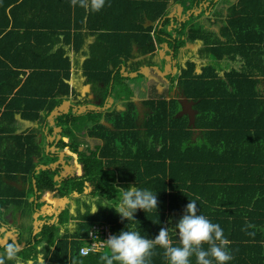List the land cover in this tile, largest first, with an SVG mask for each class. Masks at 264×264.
I'll list each match as a JSON object with an SVG mask.
<instances>
[{"label":"trees","instance_id":"trees-1","mask_svg":"<svg viewBox=\"0 0 264 264\" xmlns=\"http://www.w3.org/2000/svg\"><path fill=\"white\" fill-rule=\"evenodd\" d=\"M169 1L105 0L102 10L91 12L73 7L70 0H0V209H21L24 220L19 226L26 244L17 252L21 261L33 259L40 248L44 264H103L99 257L106 249L79 254L90 226L107 223L116 235L126 230L128 222L108 208L90 213V200L106 196L109 206H114L119 199L115 186L136 183L157 193L158 200L157 213L137 210L135 214V228L141 235L152 239L161 227H172L188 199H196L198 214L224 230L233 256L229 264H264V0L228 2L219 36L193 23L202 12L182 22L177 34L175 29L166 30L168 18L155 29L167 14ZM201 1L173 0L183 8ZM171 33L175 44L167 41V45L173 46L174 53L185 41L200 43L195 59L201 62L185 60L176 83L181 94L193 101L195 139L188 117L178 115L180 101L162 95L145 102L148 111L140 125L131 102H124L125 112L103 115L111 127L98 124L100 112L59 114L56 124L66 128L72 152L79 153L78 168L60 181L53 179L58 169L36 172L37 164L55 158H39L41 148L32 132L17 134V115L36 120L65 100L71 66L68 50L85 57L79 67L86 83L103 85L102 97L112 83L111 96L120 101L131 92L113 70L128 59L150 52L154 56L153 43L166 42L159 35L170 38ZM77 62L73 56L72 65ZM133 63V71L155 65L145 57ZM85 120L91 123L88 130L76 128ZM84 131L102 144L77 152L75 133ZM33 157L38 161L33 162ZM16 176L22 181L33 178L38 197L69 198L73 214L65 207L56 223L43 225L32 236L31 214L41 202L28 201L31 187L18 191L7 183ZM73 194L78 197L72 198ZM169 236L176 244L174 233ZM153 252L151 264H167L160 246ZM4 264L12 261L5 258Z\"/></svg>","mask_w":264,"mask_h":264},{"label":"clouds","instance_id":"clouds-1","mask_svg":"<svg viewBox=\"0 0 264 264\" xmlns=\"http://www.w3.org/2000/svg\"><path fill=\"white\" fill-rule=\"evenodd\" d=\"M70 2L73 7L78 6L91 12H99L105 6V0H70ZM67 83L68 86L72 85ZM76 108L78 110V107ZM115 190L119 192V199L114 206H109L110 199H105L106 196L97 195L90 200V213L100 208H108L114 210L121 221L128 222L126 230H121L116 235H109L104 241L106 254L99 257L103 264H151L153 249L157 245L163 249L167 264H193V258L195 264H229L233 259L231 250L227 247L229 241L224 235V230L218 223H213L204 215L198 214L196 199H188L183 215L172 227H161L158 234L149 239L135 228V224L138 223L135 214L137 210H142L144 213L155 210L157 213V193L147 188H138L136 183L127 188L116 185ZM170 232L176 236V244L171 241ZM253 234L249 233V235ZM18 251L17 246L9 244L4 256H0V264H4L5 258L12 261V264H24L17 256ZM36 251L37 254L28 264H44L43 257L39 254L41 249L38 248Z\"/></svg>","mask_w":264,"mask_h":264},{"label":"flooded vegetation","instance_id":"flooded-vegetation-1","mask_svg":"<svg viewBox=\"0 0 264 264\" xmlns=\"http://www.w3.org/2000/svg\"><path fill=\"white\" fill-rule=\"evenodd\" d=\"M216 5L217 4L208 3L207 9H209V13L211 12L210 14L213 13V16H212L213 17L212 18L213 24L217 23L218 24L217 30H219V27L221 26V23L224 20L223 18L226 15L224 16V14L222 13L221 10H220V14H217V12H218L217 9H219V8L216 7ZM225 8L228 9V7H225ZM181 23H179V25ZM178 29H179V27L177 26L175 29L176 34H177ZM207 30H209L210 32L212 31L213 35H215V36L219 34V32L218 31L216 32L213 28L212 29L209 28ZM170 36H171L170 38L166 37L167 41L170 42V44L174 46L175 41L173 39L176 38V36L174 33H171ZM183 38L184 37L181 36V39H183ZM194 44L196 45L197 48H199L197 46L200 44L199 42H195ZM171 45L170 46L167 45L169 50L166 52V54H164V55H169V60H164V57H162V58L158 57V54L152 56L151 52H150L148 54H145L142 57L131 58V59H128L127 61H123L122 64L118 65L113 70L112 74H114L115 72H118L119 76L123 78V83L127 85L126 87H128L129 92H131L130 94H128L126 96V98L121 99L120 101L115 100L114 96H111V95H113L112 87H111L112 83L109 85L108 90L106 92V96H104V97H102L103 89H104L103 85L99 84L98 89H93V88H91V84L85 82L86 80L84 78H83L82 83L80 82L79 87H85L84 85L89 84V89L87 88L88 91H86V92H81V89L77 90L76 87L78 86L79 82H75L72 85H69V94H67L68 96H67L66 100L69 102L70 107L67 108V111L65 114L66 115L67 114L74 115L75 112L77 111L76 107H78L79 105H84V106L93 105L99 109V110L94 111V112H100L102 114L101 118L98 121V124H103L106 127H111L110 123H108L103 118V115L105 113H108L109 111L110 112L111 111H113V112H121V111L123 112L124 111L125 112L127 110V108H126V105L124 104V102H131L134 105V107L136 108L137 125H138V123H140V120L143 118V115H142L143 112L145 115V113L148 111V108L145 105V102L148 99H150L156 95H162L166 99L176 98V96L171 95V92L174 89V84L177 83L178 75L180 74V68L183 65V63L180 61L179 57H181V53H182V51L180 52V49L186 45V41L184 43V46L178 48L176 53H174L173 46H171ZM132 53H133V55L132 54L131 55L134 57L135 51L132 50ZM144 57L145 58H152L155 65L157 64L156 66L158 68H160V70H164V66L168 65L169 69H168L167 73L163 77H161V76L157 75L156 73H154V70L151 69V67L154 65H148L147 67L149 69H147L146 71H149L150 75H149L147 81H145V79H146L145 77H147L146 76L147 73H146V71H141V67H144V66L139 67L136 71L131 70V67L134 65L133 62H135V60H138V59H141ZM189 59H191V58H189ZM109 68L112 69L111 66H109ZM138 71H141V72L137 73L136 76H131L133 73H136ZM139 75H141V77H139ZM137 78L139 79L138 80L139 83L135 86V85H133V82L136 81ZM170 85H172L171 89H169ZM75 91L77 92V94L74 96L73 94ZM135 92L142 93L143 97L136 98V96L134 94ZM107 99H111L110 104L107 103ZM142 105L144 107H143V111L141 112L138 107H140ZM104 107H107V108H104ZM86 111H88V110H86ZM140 112H141V114H140ZM138 114H139L140 118L138 117ZM57 126H60L61 131H59V132L54 131L55 127H57ZM65 126L70 127V124H67V122H66ZM46 127H47L46 128L47 129L46 134L45 133L40 134L37 132L35 133L33 131H30V132H32V134L34 136L33 140L35 143L39 144L38 141L40 139L44 143L45 142L46 143L48 142V144L50 143L48 145L49 146L48 149H51V147H53V149H54L53 151L49 150L48 152H45V150L41 146L39 158L41 156H46L47 159L55 158V157H57L58 153L60 154V152H64V151H69L70 153L75 154L76 158H78L79 153L72 152L73 145H72V142L70 140L69 135H67L66 128L62 127L60 124H56V121H55V126H53V127L46 126ZM24 134H29V132H27V133L25 132ZM75 136L76 137H74V139L76 141L82 142V143L78 142L77 152L85 151L87 148L93 150L96 146H100L102 144V141L99 138L89 137L85 131L83 133H79V134L75 133ZM45 138H47V139H45ZM60 141L65 142L67 145L60 147V143H59ZM56 148L58 150H56ZM66 156L67 155H64L63 157H66ZM33 160H34V157H33ZM54 160H56V159H54ZM53 161L48 162L47 164L45 163L44 166L51 164ZM42 164L43 163L40 162V164H37L36 166L42 165ZM39 170H41V169H39ZM60 173H61V175H63V174H65V171L58 170V177H60ZM62 178L63 177L61 176L60 180ZM60 180H58V181H60ZM7 183H9L11 186H13L18 191H24L25 190V185L23 183L17 182V176H16L15 180L7 181ZM29 187L32 188V194L30 196H28V201L31 199V202H33V204H35V205L37 202H41V205L38 208H34V211L31 214V218H30L31 219L30 220L31 225H32V215L36 211H37V215H40L38 213L41 212L42 207L45 206L44 204L56 205V208H55L56 214L53 215L51 218L45 219L46 221L41 223L40 228L43 225L56 223L58 221V216H59L60 212L63 211L65 209V207H67V206H69V208L71 207V204H70L71 200H69V198L65 199L64 197L46 196V195H40L38 197L39 192L36 190L35 181H34L33 185L30 184L28 186V188ZM84 191H85V189L83 190V192ZM46 197L50 198L52 201L48 202L45 199ZM23 220L24 219L21 217V209H19V210H17L16 208H10V210H5L3 208L0 209V243H3L2 245L0 244V251L2 253H5V250L9 244H13L17 247L21 246V244H22V248L26 245L25 242L21 240L22 230L20 229V226H19ZM37 220H39V222H40L41 218L37 217ZM67 226H68V228L70 227V222H68ZM31 227L33 229V226H31ZM23 243H24V245H23ZM24 264H28L27 260L24 261Z\"/></svg>","mask_w":264,"mask_h":264},{"label":"crops","instance_id":"crops-1","mask_svg":"<svg viewBox=\"0 0 264 264\" xmlns=\"http://www.w3.org/2000/svg\"><path fill=\"white\" fill-rule=\"evenodd\" d=\"M232 1V0H231ZM234 2H235V0H234ZM234 2H230V3H234ZM179 6V4H174V2H173V0H170L169 2H168V4H167V14L164 16V17H162V19H161V21H159V25L158 26H156V24H157V22H155V23H152V28H154L155 26V29H160L162 26V21L164 20V18L166 19V18H168V25H166L165 27H166V30L167 31H170V30H172V29H176V27L178 26L179 27V23H181V19H183L184 18V16H181V17H179V15H180V12H182V14L184 15V13L185 12H190L191 14H195V15H198L199 13H203L202 15L204 16H202L203 18H204V20H205V25L201 22V21H198V23H199V25H201L204 29H209V25L206 23V20H208V22L209 23H213V13L212 14H210L209 13V9H207V6H208V1H206V0H202L198 5H197V3L195 2V3H193V5L191 6V7H189V8H183V11L181 10V9H175V7H178ZM181 6V5H180ZM109 9H111V8H109ZM218 11H220L219 9H217ZM225 10L226 9H222L221 11H222V13L225 15L226 14V12H225ZM176 15H178L177 17H176ZM209 15V16H208ZM207 18V19H206ZM225 18V17H224ZM204 22V21H203ZM194 23V22H193ZM196 23V22H195ZM188 29V28H187ZM212 29V28H211ZM211 34L213 35V32L211 31ZM218 36H219V34H218ZM159 37H162V38H164L165 39V41L166 42H160V43H153L154 44V48H153V54L154 55H156V54H158V57H160V58H162L163 56H164V54H166V52L169 50V48H166V47H164V43H167V38H166V35H159ZM184 37V36H183ZM184 39V38H183ZM90 43V42H89ZM195 42H186V45L184 46V47H187V48H193L194 50H195V54L193 55V57L191 56V59H193L194 61L195 60H199V59H195L196 57H197V55H196V50L198 49L197 47H196V45L194 44ZM194 44V45H193ZM200 45V44H199ZM199 45H197L198 47H199ZM183 47V48H184ZM183 48H181L180 49V52L182 51V49ZM83 50H85V49H83ZM133 51H136V46H134V48H133ZM161 51V52H160ZM184 54V52L182 51V53H181V57H182V55ZM67 56L69 57V61H70V71H69V78H68V81L67 82H69V83H75V82H79L78 83V86L76 87L77 88V90H79V89H81V92H85V91H88V89H86V87H79V85H80V82L82 83V81H83V76H82V74H81V68L79 67V65H80V62H82V60H84L85 59V57H83V56H80V55H73V52H72V50L71 49H69L68 50V52H67ZM73 56L74 57H77L78 58V62H77V65H75V64H73L72 65V62H73ZM181 57H179V59L182 61V63H184L183 62V60L181 59ZM200 62H201V60H199ZM196 62V61H195ZM197 63V62H196ZM198 64V63H197ZM157 65V64H156ZM156 65H154V66H156ZM232 65L234 66V67H237L238 66V63H232ZM160 69V68H159ZM168 69H169V66L168 65H165L164 66V73L166 74L167 73V71H168ZM154 70V72L157 74V75H159V76H161L155 69H153ZM162 71V70H161ZM198 71V70H197ZM146 73H147V71H146ZM162 77V76H161ZM175 89V88H174ZM180 91V90H179ZM135 94V96H136V98H138V94H139V92H135L134 93ZM180 95H182L181 94V92L179 93ZM179 97V98H178ZM176 98L181 102V101H184L185 103H187V101L188 102H191V105H190V108L194 111V120H195V114H196V112H195V110L192 108V105H193V101H191V100H188V99H186L183 95L182 96H176ZM110 102H111V100L110 99H107V103H109L110 104ZM143 105L142 106H140V107H138L139 108V110L142 112L143 111ZM104 108H107V107H104ZM78 111V110H77ZM181 111H182V109H181ZM181 111H180V113L178 114V115H184V114H181ZM141 112H140V114H141ZM42 114L43 113H41V117L40 118H38V119H36V120H30V121H28V120H24V119H21L20 117H19V115H17V120H16V123H15V125H16V127H17V129H16V132H17V134H20V133H27V132H29L30 133V131H32L33 129H30V128H34L35 130H33V131H36L37 133H42V134H46L47 133V127L46 126H51V127H53V126H55V117L51 120V118H50V116H49V114L47 115V116H45V117H42ZM138 117L140 118V116H139V114H138ZM47 118V119H46ZM49 118V119H48ZM44 119V120H43ZM43 120V121H42ZM142 122H143V119H141L140 120V123H138V125H140V124H142ZM48 123V124H47ZM188 124H189V119H188ZM189 126L191 127V131H192V139H195V137L198 135V130L194 127V121H193V123L192 124H189ZM56 128V127H55ZM28 129H30V130H28ZM49 131V130H48ZM54 131L56 132V130L54 129ZM196 134V135H195ZM194 135H195V137H194ZM50 140V139H49ZM75 140V139H74ZM76 141V140H75ZM39 146H40V148H41V146L43 147V149L45 150V152H48L49 150L50 151H53L54 149H53V147H51V149H48V145L50 144H48V142L46 143H44L42 140H40L39 139ZM79 143H82L81 141H78ZM44 144V145H43ZM56 150H58L57 148H56ZM50 153V152H49ZM64 155H67L66 157H63ZM69 158H71L72 159V165H70L69 164V161H68V159ZM55 159L56 160H54L52 163H53V167H54V169H50V170H56V169H58V170H60V171H65V174H63V175H61V173H60V177H58V173L56 174V176H57V179L58 180H60V178H61V176L62 177H65V176H67L68 174H72L77 168H78V162H77V159L78 158H76V155L75 154H73V153H70L69 151H64V152H60V154L58 153L57 154V157H55ZM38 161V159H36V158H34V160H33V162H37ZM51 163V164H52ZM67 165V166H66ZM48 166V165H47ZM37 167V166H36ZM35 167V168H36ZM66 168H67V170H66ZM55 176V177H56ZM57 180V181H58ZM56 181V180H55ZM17 182H19V183H23L24 185H25V190L24 191H26L27 189H28V186L31 184V185H33V183H34V179L33 178H31L30 180H28V179H26V180H21L20 178H18L17 179ZM89 190H86V191H84L83 193H87ZM76 196H78L77 194H73L72 195V197H76ZM66 199V198H65ZM52 201V200H51ZM50 201V202H51ZM29 202H31V199L29 200ZM70 204H71V207L73 206V203L72 202H70ZM45 206H43V208L44 209H42L41 210V212H39L38 214H40V215H36V214H33L32 215V226H33V229H32V233H31V235L33 236V235H35L39 230H40V225H41V223H43L44 221H46L45 219H48V218H51L53 215H55L56 214V210H55V208H56V205H46V204H44ZM47 208V209H46ZM72 209V208H71ZM37 217H39V218H41V221L39 222V220H37ZM21 244V243H20ZM19 245V244H18ZM23 245H24V243H23ZM83 245H84V242H83ZM82 245V246H83ZM81 247V246H80ZM22 248V244H21V246H19L18 247V249L20 250ZM39 254H41V252L39 253ZM27 262H29V260L27 261Z\"/></svg>","mask_w":264,"mask_h":264},{"label":"water","instance_id":"water-1","mask_svg":"<svg viewBox=\"0 0 264 264\" xmlns=\"http://www.w3.org/2000/svg\"><path fill=\"white\" fill-rule=\"evenodd\" d=\"M211 1H213L214 3L215 2H217L218 0H211ZM181 9L182 11H183V7L182 6H178V7H175V9ZM192 14L190 13V12H185L184 13V15L182 14V12H180V15H179V17H181V16H184V18L183 19H181V22H183V21H185V20H188L189 19V17L191 16ZM178 15H176V17H177ZM164 47H166V48H168V46H167V43H164ZM161 52V51H160ZM164 57V60H169V55H164L163 56ZM147 69H149L147 66H144V67H141V71H146ZM151 69H155L162 77L165 75V73H164V70H160L157 66H152L151 67ZM141 71H138V72H136V73H133L131 76H136L137 75V73H140ZM144 73V72H143ZM85 87H86V89L89 87V84H86V85H84ZM111 100V99H110ZM180 104H181V109H182V111H181V114H184V115H186L187 117H188V119H189V124H192L193 123V121H194V111L190 108V105H191V102H188L187 101V103H185L184 101H181L180 102ZM68 107H70V105H69V102H65V101H63L62 103H61V105H59V106H57V107H55L50 113H49V116H50V118H51V120L54 118V117H56L57 115H59V114H64L66 111H67V108ZM98 108H96V107H94L93 105H86V106H78V111L76 112L77 114H81L82 112H85L86 110H97ZM55 130H56V132H59L61 129H60V127H56L55 128ZM67 166V165H66ZM54 169V167H53V163L52 164H49L48 166H44V165H38L36 168H35V171H39V169ZM54 180H57V176L56 177H54ZM45 208V207H44ZM43 207H42V209H44ZM34 214H36L37 215V211L34 213ZM1 245L3 244V243H0Z\"/></svg>","mask_w":264,"mask_h":264},{"label":"rangeland","instance_id":"rangeland-1","mask_svg":"<svg viewBox=\"0 0 264 264\" xmlns=\"http://www.w3.org/2000/svg\"><path fill=\"white\" fill-rule=\"evenodd\" d=\"M228 2H234V0H232V1H230V0H218V4L216 5V7H218L219 8V10H222V9H224L225 7H228ZM212 3H213V1H212ZM216 3V2H215ZM215 3H213V4H215ZM226 9V8H225ZM225 12L227 13V9L225 10ZM193 16H195V14H192ZM226 15V14H225ZM224 15V16H225ZM203 16V15H202ZM199 17V18H195V21H194V23L196 24V25H199V23H198V21H201L204 25H205V20H204V16L203 17ZM225 18H226V16H225ZM225 18H223V19H225ZM207 19V18H206ZM204 21V22H203ZM220 21V20H219ZM206 23L209 25L208 27L209 28H213L216 32L218 31L217 30V28H218V24L216 23H209L208 22V20H206ZM200 27H202L201 25H199ZM212 35V34H211ZM182 51L184 52V54H183V56L181 57V59L183 60V62L185 61V60H187V59H189V58H191V56L193 57V55L195 54V50L193 49V48H187V47H184L183 49H182ZM193 60V59H192ZM181 61V60H180ZM197 63H200V61L199 60H195ZM182 62V61H181ZM236 63H238V61L236 60L235 61ZM149 75H150V72L149 71H147V77H145L146 79H145V81H147V79H148V77H149ZM161 78V77H160ZM135 80V79H134ZM139 79L137 78L136 79V81H134L133 82V85H137L138 83H139V81H138ZM89 88V87H88ZM91 88H93V89H98V87L97 86H95V85H91ZM174 88L175 89H173L172 90V92H171V95H173V96H182V95H180L179 93H180V91H179V88H178V86H177V84L175 83L174 84ZM86 92V91H85ZM166 95V94H165ZM141 97H143V94L142 93H139L138 94V98H141ZM179 98V97H178ZM143 118H144V112H143ZM142 118V119H143ZM47 119V118H46ZM49 119V118H48ZM44 120V119H43ZM42 120V121H43ZM80 124V122H78V125L76 126V128H78V129H80V127H81V129H84V130H88V128L91 126V123H90V120H85V122H83L81 125H79ZM75 128V127H74ZM30 129H33V130H35L34 128H30ZM30 129H28V130H30ZM32 130V131H33ZM33 132H35L36 133V131H33ZM73 132H75L74 130H73ZM41 134V133H40ZM196 135V134H195ZM195 135H194V137H195ZM89 137H92V136H89ZM45 139H47V138H45ZM85 143V142H84ZM68 161H69V164L70 165H72V159L71 158H69L68 159ZM66 170H67V168H66ZM86 190H89V189H86ZM85 190V191H86ZM76 197H78V196H76ZM72 198H74V197H72ZM70 200V199H69ZM70 202H72V201H70ZM72 208V209H71ZM69 213H71V214H73V211H74V205L72 206V207H70L69 209ZM93 225H108L109 226V224H107V223H102V222H95V223H93L91 226H90V228L93 226ZM70 227H72V224L70 223ZM90 228H89V230H90ZM88 230V231H89ZM105 249H106V247L102 250V251H105ZM0 254H3L4 255V253H2L1 251H0ZM44 254V251L42 252L41 251V255H43Z\"/></svg>","mask_w":264,"mask_h":264},{"label":"built area","instance_id":"built-area-1","mask_svg":"<svg viewBox=\"0 0 264 264\" xmlns=\"http://www.w3.org/2000/svg\"><path fill=\"white\" fill-rule=\"evenodd\" d=\"M112 235L108 225H93L83 240L84 245L80 247L79 254L85 256L88 253L100 252L106 246L104 241Z\"/></svg>","mask_w":264,"mask_h":264}]
</instances>
